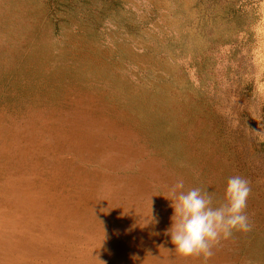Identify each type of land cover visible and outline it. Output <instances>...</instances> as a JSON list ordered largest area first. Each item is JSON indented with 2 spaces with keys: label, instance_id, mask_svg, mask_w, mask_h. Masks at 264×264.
Listing matches in <instances>:
<instances>
[{
  "label": "rangeland",
  "instance_id": "obj_1",
  "mask_svg": "<svg viewBox=\"0 0 264 264\" xmlns=\"http://www.w3.org/2000/svg\"><path fill=\"white\" fill-rule=\"evenodd\" d=\"M234 175L264 264V0H0V264H204L169 189Z\"/></svg>",
  "mask_w": 264,
  "mask_h": 264
},
{
  "label": "clouds",
  "instance_id": "obj_2",
  "mask_svg": "<svg viewBox=\"0 0 264 264\" xmlns=\"http://www.w3.org/2000/svg\"><path fill=\"white\" fill-rule=\"evenodd\" d=\"M170 226L166 230L175 251L183 257L200 256L207 264L212 248L234 231L248 232L251 225L245 213L250 186L247 179L234 175L224 187L223 200L216 201L207 189H185L178 178L170 187Z\"/></svg>",
  "mask_w": 264,
  "mask_h": 264
}]
</instances>
